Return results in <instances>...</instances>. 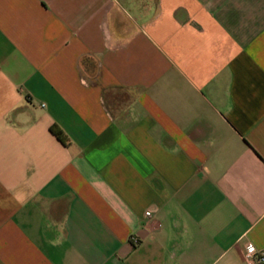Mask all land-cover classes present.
<instances>
[{"label": "crops", "instance_id": "0c3cea01", "mask_svg": "<svg viewBox=\"0 0 264 264\" xmlns=\"http://www.w3.org/2000/svg\"><path fill=\"white\" fill-rule=\"evenodd\" d=\"M249 242L264 0H0V264H247Z\"/></svg>", "mask_w": 264, "mask_h": 264}, {"label": "built area", "instance_id": "2783aa9c", "mask_svg": "<svg viewBox=\"0 0 264 264\" xmlns=\"http://www.w3.org/2000/svg\"><path fill=\"white\" fill-rule=\"evenodd\" d=\"M146 215L150 216L151 211H146ZM243 258L247 264H264V251L258 250L253 243L249 242L245 245Z\"/></svg>", "mask_w": 264, "mask_h": 264}, {"label": "trees", "instance_id": "16d2710c", "mask_svg": "<svg viewBox=\"0 0 264 264\" xmlns=\"http://www.w3.org/2000/svg\"><path fill=\"white\" fill-rule=\"evenodd\" d=\"M52 131L60 140L64 141V136L60 130L56 129L55 127H52Z\"/></svg>", "mask_w": 264, "mask_h": 264}]
</instances>
